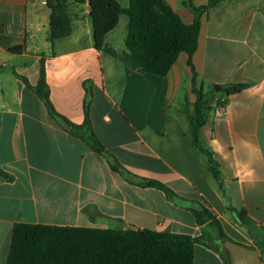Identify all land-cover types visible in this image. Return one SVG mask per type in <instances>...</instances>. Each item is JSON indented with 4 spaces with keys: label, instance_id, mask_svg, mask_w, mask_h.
<instances>
[{
    "label": "crops",
    "instance_id": "crops-1",
    "mask_svg": "<svg viewBox=\"0 0 264 264\" xmlns=\"http://www.w3.org/2000/svg\"><path fill=\"white\" fill-rule=\"evenodd\" d=\"M165 1L185 23L194 21L184 0ZM69 10L72 33L51 43L46 0H0V169L13 177L0 179V264L19 222L200 236L195 264H226L218 231L209 221L198 225L191 207L209 208L240 244L253 239L234 213L264 227V0H224L200 18L193 64L211 100L200 136L220 165L223 188L206 173L186 116L170 112L182 86L193 112L188 55L165 76L149 73L125 46L128 21L120 18L99 51L88 3L72 2ZM42 65L53 107L74 124L84 122L89 82L93 128L129 175L113 171L50 116L31 88ZM235 83L246 86L228 96L223 86ZM142 180H156L176 197Z\"/></svg>",
    "mask_w": 264,
    "mask_h": 264
},
{
    "label": "trees",
    "instance_id": "trees-1",
    "mask_svg": "<svg viewBox=\"0 0 264 264\" xmlns=\"http://www.w3.org/2000/svg\"><path fill=\"white\" fill-rule=\"evenodd\" d=\"M224 0H209L197 6L192 0H184L194 14L192 23H185L180 15L165 0H129L123 7L119 0H47L49 14V35L51 43L64 39L72 33L70 4L89 5L93 26L94 45L101 50L107 35L114 30L122 15L128 18V32L125 46L130 54L149 73L165 76L178 60L181 53L189 57L192 91L197 99L193 112L184 86L180 89L176 104L170 112L176 117L184 114L187 118L186 132L192 137L193 146L204 157L206 173L223 188L222 173L212 151L203 143L200 132L211 110V100L202 87L193 64V55L198 48L200 18L204 12L216 8ZM31 87L30 85H28ZM245 84L235 83L223 86L229 96L239 93ZM87 95L84 104L85 119L74 124L59 114L53 107L44 67L40 81L31 87L45 104L50 116L70 135L86 143L92 150L105 156L113 171L129 175L118 159L105 147L96 134L90 118L92 89L85 83ZM226 99L221 103H225ZM0 179L11 181L13 177L0 169ZM142 185L163 190L169 198H175L173 190L156 180H142ZM196 223H210L219 234L220 244L225 254V263L231 264L228 251L222 242L229 239L221 222L203 204L191 207ZM258 249L264 248V227L245 213L237 214ZM235 217V216H234ZM236 219V217H235ZM236 221H238L236 219ZM201 237L190 234L135 229L129 227L96 228L83 226H63L49 224L15 223L12 228L6 264H195V247Z\"/></svg>",
    "mask_w": 264,
    "mask_h": 264
},
{
    "label": "water",
    "instance_id": "water-1",
    "mask_svg": "<svg viewBox=\"0 0 264 264\" xmlns=\"http://www.w3.org/2000/svg\"><path fill=\"white\" fill-rule=\"evenodd\" d=\"M234 216L241 223L236 213H234ZM223 246L229 252L231 264H264V248L258 249L237 243L231 239L223 241Z\"/></svg>",
    "mask_w": 264,
    "mask_h": 264
},
{
    "label": "rangeland",
    "instance_id": "rangeland-1",
    "mask_svg": "<svg viewBox=\"0 0 264 264\" xmlns=\"http://www.w3.org/2000/svg\"><path fill=\"white\" fill-rule=\"evenodd\" d=\"M47 1V0H46ZM121 1V3H123V4H127V0H120ZM128 21V18H127V16L126 15H122L121 16V22H123V21ZM122 24V23H121ZM215 243H216V245H217V247L219 246V244H220V240L219 239H217L216 241H215Z\"/></svg>",
    "mask_w": 264,
    "mask_h": 264
}]
</instances>
